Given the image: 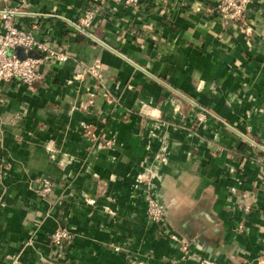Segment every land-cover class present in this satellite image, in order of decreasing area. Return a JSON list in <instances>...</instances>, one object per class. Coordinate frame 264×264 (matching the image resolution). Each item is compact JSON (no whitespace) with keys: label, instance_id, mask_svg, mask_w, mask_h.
Returning a JSON list of instances; mask_svg holds the SVG:
<instances>
[{"label":"crops","instance_id":"crops-1","mask_svg":"<svg viewBox=\"0 0 264 264\" xmlns=\"http://www.w3.org/2000/svg\"><path fill=\"white\" fill-rule=\"evenodd\" d=\"M87 8L93 38L69 25ZM21 10L16 27L68 60L43 64L35 86L0 84V264H46L59 228L72 234L70 264H259L264 0L240 22L215 0H29ZM39 178L54 183L46 200ZM145 193L185 249L148 221Z\"/></svg>","mask_w":264,"mask_h":264},{"label":"built area","instance_id":"built-area-1","mask_svg":"<svg viewBox=\"0 0 264 264\" xmlns=\"http://www.w3.org/2000/svg\"><path fill=\"white\" fill-rule=\"evenodd\" d=\"M125 7L138 9L141 0H121ZM252 0H215L216 8L225 17L240 22L247 13V8ZM17 7H10L8 0H0V84H6L17 80L26 86H35L43 79L40 68L43 64L53 62L64 63L68 55L64 50L51 47L47 41L41 40L36 35L34 28L29 26L16 27L13 19L25 12L21 8H27L29 0H18ZM97 10L87 8L83 15L69 25L71 29L79 34L93 38ZM23 48L25 52L35 51L39 58H25L20 60L14 54V49ZM152 114V113H151ZM154 115V114H152ZM210 113L204 108L195 112V118L199 123L206 124ZM256 146V145H255ZM262 152L259 161L264 173V148L257 146ZM37 194L40 200H46L53 192L54 183L47 178L37 180ZM146 204V217L156 227L160 237L171 238L178 248L185 249L180 242L165 230L166 218L164 206L150 193L143 195ZM50 246L54 253L49 256L48 264H70L66 248L71 242L72 234L65 228H59L50 234ZM259 264H264V254L258 258ZM127 264H146L143 260L130 259Z\"/></svg>","mask_w":264,"mask_h":264},{"label":"water","instance_id":"water-1","mask_svg":"<svg viewBox=\"0 0 264 264\" xmlns=\"http://www.w3.org/2000/svg\"><path fill=\"white\" fill-rule=\"evenodd\" d=\"M14 54L16 57L20 60H23L25 58H39V55L35 51H27L25 52L23 48L17 47L14 49Z\"/></svg>","mask_w":264,"mask_h":264},{"label":"rangeland","instance_id":"rangeland-1","mask_svg":"<svg viewBox=\"0 0 264 264\" xmlns=\"http://www.w3.org/2000/svg\"><path fill=\"white\" fill-rule=\"evenodd\" d=\"M49 259V258H48ZM48 259H46V264H48Z\"/></svg>","mask_w":264,"mask_h":264}]
</instances>
